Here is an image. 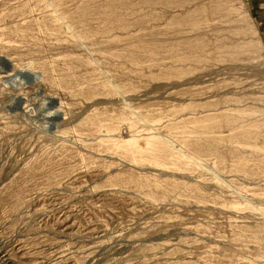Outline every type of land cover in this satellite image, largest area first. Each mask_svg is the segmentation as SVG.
<instances>
[{"label": "rangeland", "instance_id": "1", "mask_svg": "<svg viewBox=\"0 0 264 264\" xmlns=\"http://www.w3.org/2000/svg\"><path fill=\"white\" fill-rule=\"evenodd\" d=\"M251 2L0 0V264H264Z\"/></svg>", "mask_w": 264, "mask_h": 264}, {"label": "crops", "instance_id": "2", "mask_svg": "<svg viewBox=\"0 0 264 264\" xmlns=\"http://www.w3.org/2000/svg\"><path fill=\"white\" fill-rule=\"evenodd\" d=\"M251 14L264 24V0H252L250 3Z\"/></svg>", "mask_w": 264, "mask_h": 264}]
</instances>
